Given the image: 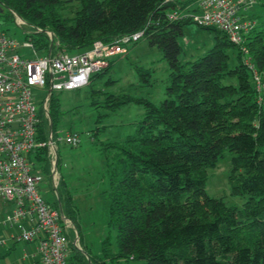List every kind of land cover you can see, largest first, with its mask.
Segmentation results:
<instances>
[{
    "label": "trees",
    "instance_id": "1",
    "mask_svg": "<svg viewBox=\"0 0 264 264\" xmlns=\"http://www.w3.org/2000/svg\"><path fill=\"white\" fill-rule=\"evenodd\" d=\"M192 1L79 0L74 15L65 16L71 0H0L2 14L9 15L5 8L14 9L41 28L26 37L41 52L84 51L97 40L111 42L144 30L150 46L169 63L166 97L159 104L137 98L145 110L135 132L123 141L100 144L107 160L109 227L116 231L118 249L113 251L106 238L102 255H89L91 264H264V86L257 89L242 50L246 46L264 82V28L255 22L244 42L236 44L224 31L203 26L215 31V45L184 62L178 38L194 21L172 19L170 12ZM46 30L54 33V40ZM231 50L236 55L233 66ZM112 64L113 59L90 82ZM139 73L148 81V71L140 68ZM96 91L93 104L99 106ZM132 99L120 93L106 106L114 109ZM60 114L53 93L54 132ZM49 131L43 118L41 138ZM226 149L235 152L229 181L232 194L247 197L242 207L205 190L208 169ZM41 153L38 159L47 174V149ZM57 190L56 204L77 223L79 211L62 179ZM81 256L72 259L84 264Z\"/></svg>",
    "mask_w": 264,
    "mask_h": 264
},
{
    "label": "built area",
    "instance_id": "2",
    "mask_svg": "<svg viewBox=\"0 0 264 264\" xmlns=\"http://www.w3.org/2000/svg\"><path fill=\"white\" fill-rule=\"evenodd\" d=\"M245 10V0H193L184 8L173 9L170 17H191L199 25L216 27L233 43L242 44L255 26ZM22 23L27 21L21 20ZM25 31L28 35L41 28L31 25ZM46 33L54 40L52 31ZM142 36L144 30H139L111 42L97 40L84 51L53 53L52 49L39 51L31 39L20 43L0 27V214L7 212L1 222L13 229L11 239L34 244L35 251L30 255L38 254L42 264H77L72 258L78 252L84 253L79 234L74 235V223L63 207L51 204L40 193V184L47 179L38 159L43 155L42 149H47L51 185L58 195V142L73 146L80 142L77 133L69 132L63 138L52 130L51 96L54 91L89 84L93 74L126 51V44L137 42ZM22 48L32 49L35 56L27 57ZM242 50L253 82L261 91L262 73L248 56L246 46ZM40 92L45 93L43 97H39ZM43 118L50 126L46 139L39 134ZM85 257L91 264L89 256Z\"/></svg>",
    "mask_w": 264,
    "mask_h": 264
},
{
    "label": "rangeland",
    "instance_id": "3",
    "mask_svg": "<svg viewBox=\"0 0 264 264\" xmlns=\"http://www.w3.org/2000/svg\"><path fill=\"white\" fill-rule=\"evenodd\" d=\"M248 17L252 18L258 29L264 28V0H245ZM79 7V0H71L69 7L63 11L65 16H72ZM9 15L0 12V27L14 36L20 43L26 40L30 23L14 9L5 8ZM182 51L180 58L184 62L195 60L204 55L216 43V33L196 22L187 23L184 32L178 38ZM126 51L113 58L108 70L95 75L93 80L80 88L54 91L60 101V118L57 132L65 138L67 133H77L80 139L73 146L65 141L58 142V172L66 188L73 197L79 211L77 223L74 224L75 237L79 234L84 253L77 255L84 258L102 255L103 242L110 238L111 248L117 251L116 231L109 227V181L107 177V160L100 149L102 141H123L127 135L135 132V124L144 113V105L137 98H148L159 104L166 97V88L170 81V66L163 52L151 47L146 36L137 42L125 45ZM22 53L29 58L35 56L30 48H22ZM80 52V51H77ZM230 64L236 63L235 51L231 50ZM149 72L145 81L139 69ZM229 81H233L229 79ZM96 91L99 106L93 104L92 91ZM108 93L120 95L126 93L133 99L114 109L108 108L111 98ZM40 92L39 97L44 96ZM111 102V101H110ZM109 102V103H110ZM112 152V151H111ZM113 153V152H112ZM235 152L226 149L215 166L208 169L205 190L212 197H225L227 202L242 207L247 197L231 193L229 181L232 158ZM44 171V162L40 163ZM50 167L46 178L40 184L41 195L51 204L58 199L51 185ZM61 181V180H60ZM60 181L59 184L60 185ZM3 216L0 215V221ZM13 229L0 223V264H28L30 258L25 252L32 251L34 244L10 239Z\"/></svg>",
    "mask_w": 264,
    "mask_h": 264
},
{
    "label": "crops",
    "instance_id": "4",
    "mask_svg": "<svg viewBox=\"0 0 264 264\" xmlns=\"http://www.w3.org/2000/svg\"><path fill=\"white\" fill-rule=\"evenodd\" d=\"M181 1H186V0H181ZM245 11H247V10H245ZM246 14H248L247 12H246ZM7 213V212H6ZM5 212H2L0 215L1 216H4V214H6ZM0 223H2L1 221H0ZM4 225V224H3ZM11 239V238H10ZM27 243H29V242H27ZM32 244V243H31ZM34 251H35V247H33V249H32V251H26L24 254H28V258H30V261L28 262V264H42L41 263V260H40V257L38 256V254H35V255H30L31 253H34ZM24 258H26L25 256H24Z\"/></svg>",
    "mask_w": 264,
    "mask_h": 264
},
{
    "label": "water",
    "instance_id": "5",
    "mask_svg": "<svg viewBox=\"0 0 264 264\" xmlns=\"http://www.w3.org/2000/svg\"><path fill=\"white\" fill-rule=\"evenodd\" d=\"M3 11V6L0 4V12Z\"/></svg>",
    "mask_w": 264,
    "mask_h": 264
}]
</instances>
